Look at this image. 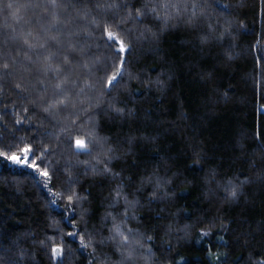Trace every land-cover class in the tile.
Wrapping results in <instances>:
<instances>
[{
	"label": "trees",
	"instance_id": "obj_1",
	"mask_svg": "<svg viewBox=\"0 0 264 264\" xmlns=\"http://www.w3.org/2000/svg\"><path fill=\"white\" fill-rule=\"evenodd\" d=\"M167 2L138 24L153 0H0V153L48 148L52 174L0 160V264L264 259V0ZM117 25L129 50L108 93ZM58 80L67 107L48 115ZM89 135L77 154L68 141ZM114 224L138 245L116 246Z\"/></svg>",
	"mask_w": 264,
	"mask_h": 264
},
{
	"label": "snow or ice",
	"instance_id": "obj_2",
	"mask_svg": "<svg viewBox=\"0 0 264 264\" xmlns=\"http://www.w3.org/2000/svg\"><path fill=\"white\" fill-rule=\"evenodd\" d=\"M171 6H172V8L176 9V13L179 14V10H180L179 6L175 3H173ZM186 7L187 6L185 5V8ZM195 7H196V5L193 4V9H195ZM161 10L164 11L165 13L168 12L169 3L167 2V0H165L164 3H159V4L156 2V0H153L151 7H149L148 4L145 3L141 7L136 8L135 17H134L135 22L138 24H143L144 23V16L146 15V12L153 14L154 18L157 21H159ZM129 15L131 18V13ZM194 15H195V11H193V16ZM168 18L169 17L166 14L164 16L165 23H167ZM116 27H117L116 31L111 30V26H106L103 30V34L107 37L108 47L111 49V48H113V45H115L114 55L119 56V58H120L119 63L116 64L114 71L111 74L106 73V81L103 84V88L108 93L111 92V89H112V87L115 86V84L119 83L120 78H122V76H123V72H124L123 66L126 62L125 56H126L127 51L129 50L128 46L124 43V40L121 39V34L123 31L119 28L118 25ZM3 67L5 69H7L8 65L4 64ZM57 71H59V70H57ZM41 84H43V82H41ZM16 87L19 88L20 85H17ZM88 87H92V86L88 85ZM55 89H56V92L52 97L42 101V103H43L42 111L45 114L51 115L54 112L63 111L67 107L68 97H67V95L63 94L64 93V81L58 80V82L55 85ZM43 90L44 89L42 88L41 91H43ZM29 110L30 109H25V112H28ZM113 110L116 112L122 111V109L115 108V107H113ZM25 119H27V117H25ZM20 122H21L20 120H17V123H20ZM74 124H75V121H73V125ZM68 142L73 147L74 151L77 154H79L81 152L90 153V149L86 145L93 144V138L91 135H89L87 137V140L80 139V138H74V139H70ZM99 147L101 150H103L102 144H100ZM10 150L11 149L9 148V151ZM111 151H112L111 148L107 149L108 153H110ZM41 152H42V154L37 156V149L35 148V146H33L29 143V146L24 148L22 155H20V156H16V155L8 156L6 153H0V160H7L8 162L13 163L15 165L30 168L35 174L44 178L48 182V183H46L45 186L50 188V181L52 180V174L48 170V167L44 164V160H45L46 156L50 153V149L44 148L41 150ZM96 159H97V163H99L100 160L98 158H96ZM104 171L108 172L109 169L107 167H105ZM227 183L229 185H231L232 182H231V180H229ZM52 195L54 197H58L62 194L54 192V193H52ZM236 195H237V193H236L235 187L233 186L231 191H229V196L232 198H235ZM116 196L121 197V191L119 188L116 191ZM79 199H82V197L77 196V194L75 192H72L70 195L67 196V201L70 205L74 202V200H79ZM52 203H55V200H53ZM107 215L111 216L112 214L107 213ZM110 231H114L116 233V235L120 237V241L122 244H126L128 242L127 235L125 233L121 232L118 225L114 224L112 229H110ZM204 234L207 235V233H204ZM76 235H77V233H75V232H69L68 233L69 237H75ZM108 239H113V237L110 236V237H108ZM148 239L151 240L152 237L149 236ZM91 243H92V237H89L87 242H85V238L83 236L80 237L81 247H88ZM100 243H103V240H101ZM149 251H151V249H149ZM61 253H62L61 248H58V247L52 248V257L54 259L57 258L58 256H60ZM257 255H259V253H257ZM93 257H94V259L92 261V264H95V261L97 259H100V258L95 256V253H93ZM253 264H264V259L255 260L253 262Z\"/></svg>",
	"mask_w": 264,
	"mask_h": 264
},
{
	"label": "rangeland",
	"instance_id": "obj_3",
	"mask_svg": "<svg viewBox=\"0 0 264 264\" xmlns=\"http://www.w3.org/2000/svg\"><path fill=\"white\" fill-rule=\"evenodd\" d=\"M183 9H180V11H182ZM75 101V100H74ZM23 154V153H22ZM21 154V155H22ZM20 156V155H19ZM10 163V162H9ZM10 164H12L13 166H17L18 167V165H15V164H13V163H10ZM19 167H23V166H19ZM114 237L116 238L117 236L114 234ZM115 238H113V240L111 239V241L112 242H115V245L116 246H120V248H125V249H127V248H132V247H134L135 245L137 246L138 244L137 243H131V244H128V243H130V241H128V243H126V244H122L121 243V241H120V239L118 240V242L117 241H115ZM118 238V237H117ZM120 242V243H119ZM120 250V249H119ZM118 253H119V256L121 257V256H123L122 254V252H121V250L120 251H118ZM125 258V257H124ZM128 259V258H127Z\"/></svg>",
	"mask_w": 264,
	"mask_h": 264
}]
</instances>
